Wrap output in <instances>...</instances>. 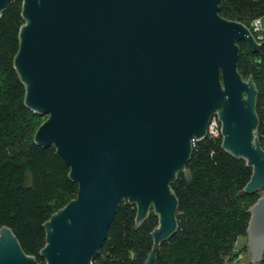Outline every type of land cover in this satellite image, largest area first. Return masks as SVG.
<instances>
[{
	"label": "water",
	"instance_id": "obj_1",
	"mask_svg": "<svg viewBox=\"0 0 264 264\" xmlns=\"http://www.w3.org/2000/svg\"><path fill=\"white\" fill-rule=\"evenodd\" d=\"M220 0H22L14 68L24 104L46 116L34 142L53 146L77 183L76 196L44 224V263L0 228V264H93L122 198L139 224L158 223L143 264L177 230L171 189L193 141L212 116L221 147L251 168L243 191H262L248 208L246 249L264 253V147L257 89L237 70L239 47H260L243 22L222 17ZM11 0H0V16ZM264 26V17H263Z\"/></svg>",
	"mask_w": 264,
	"mask_h": 264
},
{
	"label": "trees",
	"instance_id": "obj_2",
	"mask_svg": "<svg viewBox=\"0 0 264 264\" xmlns=\"http://www.w3.org/2000/svg\"><path fill=\"white\" fill-rule=\"evenodd\" d=\"M21 12L22 0H11L0 16V228L9 227L22 250L44 263L39 255L46 240L44 224L76 196L78 185L52 145L34 142L46 116L25 106V88L14 68ZM219 14L250 27L264 17V0H220ZM259 42L256 51L237 42V70L256 85L257 134L264 146V37ZM221 142L220 135L194 141L185 171L171 183L178 227L157 247L156 264H227L238 255L235 246L239 237H246L248 208L262 191H243L251 168ZM135 216L136 205L122 198L93 264H143L158 216L151 210L139 224ZM254 264H264V253Z\"/></svg>",
	"mask_w": 264,
	"mask_h": 264
},
{
	"label": "built area",
	"instance_id": "obj_3",
	"mask_svg": "<svg viewBox=\"0 0 264 264\" xmlns=\"http://www.w3.org/2000/svg\"><path fill=\"white\" fill-rule=\"evenodd\" d=\"M250 29H251V32L254 35L257 42H259L261 39H263V37H264L263 18H257L255 20H253ZM207 135H209V136L220 135V125H219V121H218L216 116H212L209 123H208ZM236 253H238V255L236 257H234L233 260L228 262L227 264H234L233 261L236 260L240 256L238 251ZM249 264H254V263L249 261Z\"/></svg>",
	"mask_w": 264,
	"mask_h": 264
},
{
	"label": "rangeland",
	"instance_id": "obj_4",
	"mask_svg": "<svg viewBox=\"0 0 264 264\" xmlns=\"http://www.w3.org/2000/svg\"><path fill=\"white\" fill-rule=\"evenodd\" d=\"M244 247H246V237L241 236L238 238L235 246V252L238 251L240 256L233 261L234 264H249V254L247 253V249Z\"/></svg>",
	"mask_w": 264,
	"mask_h": 264
}]
</instances>
